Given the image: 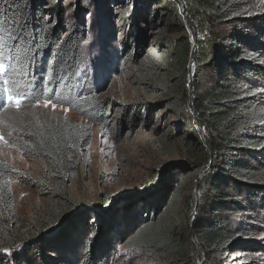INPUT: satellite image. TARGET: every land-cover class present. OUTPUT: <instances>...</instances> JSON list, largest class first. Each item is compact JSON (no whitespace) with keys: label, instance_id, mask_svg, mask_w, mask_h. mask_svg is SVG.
Instances as JSON below:
<instances>
[{"label":"trees","instance_id":"1","mask_svg":"<svg viewBox=\"0 0 264 264\" xmlns=\"http://www.w3.org/2000/svg\"><path fill=\"white\" fill-rule=\"evenodd\" d=\"M125 1L132 6L126 21L138 53L143 50L142 34L157 21L167 33L157 44L169 43L167 69L177 75L168 76L169 107L175 124L187 129L186 152L192 153L193 141L201 154L198 162L187 166L194 174L202 173L196 193L195 184L187 183L191 191L182 196L175 185L184 182L180 174L163 189L142 190L143 197L151 195L138 211L126 207L118 217L110 212L105 223L101 220L106 203H100L96 206L100 213L76 211L65 220V227L60 228L62 220L55 225L62 206L57 195L78 173V157L92 139L90 124H100L106 116L103 102L80 76L88 33L82 10L95 11L104 20L110 0L78 3L77 9L82 10L54 25L45 18L43 0H0V116L11 107L28 109L47 103L86 121L80 126L68 120L36 121L24 114L2 123L20 154L43 165L45 177L36 186L49 188L51 221L43 231L18 221L8 182L13 168L0 159V264H198L199 250L204 255L201 264H223L230 252L238 255L249 247L247 253L259 249L249 245L247 236L250 229L264 233V3H114L120 8ZM59 5L54 9L58 15L64 12ZM159 57L156 52L150 61ZM125 117L129 126L137 124L138 118L151 121L150 115L142 117L138 112ZM24 182L34 184L27 177ZM177 214L183 219H175ZM87 216L95 224L92 233L99 226L96 240L73 237ZM247 253L238 261L255 264Z\"/></svg>","mask_w":264,"mask_h":264},{"label":"rangeland","instance_id":"2","mask_svg":"<svg viewBox=\"0 0 264 264\" xmlns=\"http://www.w3.org/2000/svg\"><path fill=\"white\" fill-rule=\"evenodd\" d=\"M87 1L43 0L45 18L52 25L70 19L82 10H78L76 4L83 5ZM260 2L264 3V0ZM57 4H60L64 11L59 15L54 10ZM179 4L183 7L181 3ZM82 11L83 24L88 33L83 44L85 64L80 76L93 96L103 102L106 116L104 122L90 124L92 139L86 152L78 157V173L72 178L71 185L66 186L57 195V201L62 206L55 225L60 222L59 220L64 222L70 219L76 211L100 213L96 208L100 203H106L104 208L107 211L101 212L104 219L101 221L106 223L108 221L106 214L110 212L114 213V217H118V214L122 213L121 210L126 207H130L131 212L140 210L143 199L157 188L167 187L177 175L183 174L185 178L184 182L179 184L177 181L175 184L182 196L191 191L187 183L195 184L196 193V186L202 178V173L194 174L187 168L189 164L199 161L200 149L196 150L197 147L191 141L193 151L186 152L183 138L187 136V129L183 128L181 123L175 124V116L168 103L171 95L168 76L177 75L167 69L166 54L170 50L169 43L165 42L163 46L157 44L167 35L164 25L157 21L154 28H148L147 32L142 34L143 50L138 53L126 21L127 14L132 11L129 1H125L117 8L114 0H110L105 8L104 20L101 16L97 17L95 11L93 14H88V9ZM152 12L151 8L150 14ZM96 18L97 21L93 22ZM190 43L193 52V40ZM156 52L160 57L150 61ZM193 65L191 60L187 66L189 80L193 75ZM20 108L11 107L0 116V137L3 138L0 139V159L13 168L8 182L14 203V215L24 225L43 231L46 228L45 224L51 221V216L47 212L49 188L39 184V187L36 186L45 177L44 167L20 154L11 144L14 139L11 132L8 129L4 130L2 126L6 125V122L12 123L17 118L21 119V115L24 114L29 115L28 118L33 116L36 121L41 118L68 120L80 126L86 125V121L74 112L47 103H40L28 109ZM147 108H150L149 111ZM135 112L142 117L150 115L151 121L147 123L146 119L138 118L137 124L127 125L125 116ZM26 177L34 184L23 183ZM148 188L152 190L147 196L129 200L132 195ZM119 198H123L122 201L118 200ZM92 216L85 218L86 226L81 222L74 229L77 236L73 237L96 240L99 226L92 233L95 225L90 220ZM173 217L181 220L184 215L177 214ZM66 224L65 221L60 228ZM247 238L249 245L259 249L247 253L249 247V250L239 251L238 255L230 252L222 259L223 264H241L238 260L241 259L240 255L245 253L249 255L251 262L264 264V233L258 234L250 229ZM259 245H262L263 249ZM118 252L122 253V248ZM199 254L198 264H201L204 255L200 250Z\"/></svg>","mask_w":264,"mask_h":264},{"label":"water","instance_id":"3","mask_svg":"<svg viewBox=\"0 0 264 264\" xmlns=\"http://www.w3.org/2000/svg\"><path fill=\"white\" fill-rule=\"evenodd\" d=\"M143 194H144V193H143ZM143 194H142V192H141V193H137V194H135L134 198H135V197L138 198L139 196H142Z\"/></svg>","mask_w":264,"mask_h":264},{"label":"snow or ice","instance_id":"4","mask_svg":"<svg viewBox=\"0 0 264 264\" xmlns=\"http://www.w3.org/2000/svg\"><path fill=\"white\" fill-rule=\"evenodd\" d=\"M0 139H3L2 137H0Z\"/></svg>","mask_w":264,"mask_h":264}]
</instances>
